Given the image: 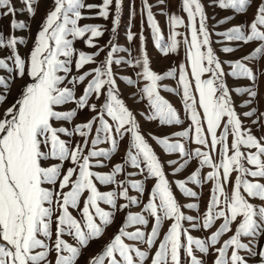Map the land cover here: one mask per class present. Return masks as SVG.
I'll return each mask as SVG.
<instances>
[{
	"label": "snow or ice",
	"instance_id": "6c2138e0",
	"mask_svg": "<svg viewBox=\"0 0 264 264\" xmlns=\"http://www.w3.org/2000/svg\"><path fill=\"white\" fill-rule=\"evenodd\" d=\"M21 3L24 8L17 10L13 0H0V19L12 17L9 35L0 31V50L9 51V55L0 57V71L6 73L0 75V106L7 102L15 82L28 77L15 102L0 118V264H53L49 259L53 251L54 264H77L82 249L102 238L117 212L141 205L140 212H127L118 232L89 264H205L204 257L213 250V264H249L254 257L264 264V247L258 246L259 238L264 237V183L260 182L264 180V136L258 138L241 119V116L256 117L252 123L264 127V111L251 107L258 97V75L246 64L264 59V0L250 23L215 33L222 38L221 43L258 42L250 54L230 62L229 73L224 72V62L212 47L213 33L201 0H181V10L188 19L186 27L190 30V39L183 40L185 62L178 66L179 71L172 67L162 74L150 67L143 31L139 37V56L133 57L129 51L127 59L117 58L116 54L125 49L110 39L104 60L97 63L104 49L93 41L104 35L103 26H80L78 22L107 20L114 3L111 29L114 38L122 0H102L99 5H85L84 0H54V9L41 24L27 57L20 54L18 47L26 45V38L14 33L28 30L29 26L15 17L18 11L25 10L30 17L34 16L38 0ZM141 3L154 46L163 56L177 53L181 42L176 29L185 26L184 19L175 14L168 16L171 32L165 43L152 5L148 0ZM251 3L252 0H213L214 6L232 10L234 14H245ZM159 4H165V0H159ZM85 8L98 11L95 16L86 17L82 14ZM129 15L130 18L135 15L131 8ZM233 18H222L217 24L223 25ZM86 34L88 38L84 39ZM134 38L129 25L127 40L131 43ZM78 39L97 51L86 53L76 49ZM236 50L230 46L220 49L225 54ZM90 64L96 67L84 71ZM113 65L138 70L134 78L118 77ZM260 75H264V70ZM226 76L248 79L251 86L230 89ZM118 78L137 89L134 95L147 102V111L141 115L159 126L184 123L161 91L181 97L188 127L163 137L150 134V138L164 153L178 156L166 162L173 168V174L184 171L193 160L198 162V167L184 180L175 181V187L182 196L198 200L199 193L188 185L202 187L210 182V198L203 213L193 216L182 211V207L198 211L199 204L182 206L178 202L165 172V162L149 143L136 114L121 98ZM166 79L176 80V87L163 84ZM81 86V94L77 96ZM233 92L237 96L247 94L248 99L240 107L249 111L237 112ZM102 97L99 106L92 102L93 98L100 101ZM69 104L74 107L59 110ZM84 110L94 115L71 127L63 126L71 124ZM57 123L61 126H55ZM74 137L80 139L73 143ZM125 140L121 162L109 172L95 171L107 166ZM193 143L198 147L190 148ZM50 160L56 163L45 166ZM65 163L70 166L65 168ZM205 167L210 169L206 174L202 171ZM121 176L123 179H119ZM137 176L142 179H135ZM148 180L154 181L150 190L145 186ZM98 184L115 187L102 192ZM130 190L137 195H130ZM146 191L148 199L143 202L140 197ZM251 199H258L261 206L254 205ZM120 200L125 203H119ZM101 205L108 206V210ZM71 210H76L79 218ZM150 220V231L141 227L128 231L133 226L147 227ZM218 221L221 222L216 227ZM165 222L170 224L161 237ZM185 222L190 229L184 227ZM233 224H236L234 233L220 243L232 231ZM213 228L216 230L212 231ZM190 230L207 231L209 235L196 238ZM65 235L75 243H68ZM242 238H247L248 243L242 242Z\"/></svg>",
	"mask_w": 264,
	"mask_h": 264
},
{
	"label": "rangeland",
	"instance_id": "374dc122",
	"mask_svg": "<svg viewBox=\"0 0 264 264\" xmlns=\"http://www.w3.org/2000/svg\"><path fill=\"white\" fill-rule=\"evenodd\" d=\"M262 2V0H252L251 6L247 9L245 14H234L232 10H222L217 6H214L213 0H201V3L204 5L205 12L208 16V27L209 30L213 33L211 39L213 40L212 47L216 51L217 56L219 59L224 62L223 68L225 73H229L231 71V68L229 66L230 62H234L237 59H241L247 54H250L255 47L258 46V42H252L246 45H239L238 42H227L223 41L222 43L219 41H222L221 37H218L215 35L216 32H223L232 26L235 25H242V24H248L250 23L256 14L257 6ZM85 5L87 4H96L99 5L102 3V0H84ZM148 3L152 5V12L154 14V17L156 21L158 22L159 28L161 30V35L163 37V41L165 43L168 42L169 36H170V26L168 22V16L175 14L185 21V26L178 27L176 31L180 33V35L177 37V39L181 42L178 52L174 54H169L168 56H163L158 51V49L154 46V41L152 39L151 29L148 26L146 16H143L141 13L142 3L141 0H122V9H121V17L120 22L117 27L115 37L113 38L111 29H112V21L115 16V4L113 3L111 9H110V15L107 20L103 18H95V19H81L78 23L80 26L84 25H101L103 26L104 35L99 38L94 39V43L104 50L100 53L99 57H97V63L104 60L107 51L109 48L107 47L108 42L110 39H112V42L117 44L119 47L125 49V51H121L116 54L117 58L124 57L127 59L129 57V51L131 52V55L133 57L139 56V47H140V33L143 31V34L145 36V48L146 52L150 59V67L152 70L156 71L157 73H164L166 70L177 67L182 63L185 62V45L183 43V40L185 37L190 39V30L186 27L188 24L187 14L184 13L181 10V0H165V4L161 5L159 4V0H148ZM13 4L16 7L17 10L24 8V5L21 3V0H13ZM130 8L134 11L135 15L134 17L130 18ZM54 9V0H38V4L36 6V11L34 16H29L28 12L25 10L23 12L18 11L17 16L15 17L18 21H24L28 26V30H18L14 34L16 37H25L26 38V45L18 46L19 52L22 56L27 57L30 50L33 47V43L36 37L37 32L40 29L41 24L43 23L44 19L46 18L47 14ZM98 9H94L92 11L87 10L86 8L82 10V14L84 16H95ZM163 13V14H162ZM232 16L234 17L231 19L230 22L225 23L223 25H218L217 22L221 20L222 18H226ZM12 19L11 16L5 17L0 19V31L4 33L5 36L9 35L10 29H9V23ZM129 25H131V32L135 34V38L131 43L127 40V33L129 30ZM143 25V26H142ZM88 35L84 37V39H87ZM75 48L78 50H82L86 53H93L97 51V48L93 47H86L84 40L78 39L75 44ZM224 46H230L237 48L238 50L234 51L231 54H225L220 51V49ZM9 55L8 50H0V57H4ZM247 66L253 68L254 71H256L258 75V82H257V91H258V97L257 101L254 102L251 107L258 108L259 111H264V75H260V72L264 70V59H260L258 61H248L246 62ZM96 67V64H90L87 65L84 71L89 70L90 68ZM114 71L117 73V76H129V77H135V71L138 69H133L131 67L121 65L116 66L113 65ZM75 72V69H73ZM179 71V70H178ZM0 75H6L5 72L0 71ZM206 78V77H205ZM226 83L230 89H233L235 87H241V86H251V81L248 79H234L231 76L225 77ZM28 82V77L25 76L23 80H17L15 84L12 86L11 94L8 96L7 102L4 103L2 106H0V118L3 116V112L5 109L10 107L17 97L20 94L21 86L26 84ZM117 84L119 87V91L121 93V98L126 102V105L136 114L137 120L142 126L143 132L148 136L149 143L152 145L154 150L156 151L157 155L161 159L162 162H165V172L167 175L168 180L173 185V191L174 194L180 203V205H186L188 203L196 202L199 204V210H192L188 209L186 207H182V211L185 213V215H193L197 216L199 213H203L206 209V205L210 198V190H211V183H206L202 187H197L194 185L189 184L188 187H192L193 190H196L199 193V199L198 200H192L190 198H186L182 196L180 191L175 187V181L177 180H184L190 173L195 170L198 167V162L193 160L191 161L190 165L182 172L173 174V168L167 166L166 162L168 160L178 159V156L176 154H166L163 152V150L150 138V134H154L159 137H163L166 135H171L174 132L183 130L188 127L189 121L185 119V113L183 112L182 108V102L181 97L176 94L168 93L165 91H161V95H163L168 101H170L173 106L179 111L181 118L184 119V123L180 126H159L158 122H150L147 121L144 116L141 115V113H146L147 111V102L146 101H139L138 96H135L134 94L137 92V89L135 87L127 86L125 82L117 79ZM163 84L168 85L169 87H176V80L173 79H166L163 81ZM141 86H143V82L141 83ZM81 89L77 90V96L81 94ZM232 99L234 101V104L236 106V110L238 113H243L246 111H249L250 109L247 107H240L241 103L248 99L247 94L237 96L234 92L232 93ZM92 102H96L99 106L100 103L103 102V97L100 101H95L93 98ZM74 107V105L69 104L67 105V108L61 107L59 110H67ZM94 113L89 112L87 110L82 111L78 118L74 120L71 124L65 123L63 126L65 127H71L74 123H80L83 121H86L89 119ZM241 119L245 126L250 127L252 132L259 138L261 136H264V127H261L259 124H253L252 121L256 119V117H252L251 119L244 118L241 116ZM55 126H61L59 123H57ZM64 139H68L67 137H63ZM80 138L74 137L72 138V142L75 143ZM126 144L127 141H123L120 144L118 153L115 154L111 161L108 162L107 166L101 167V168H95V171L100 172H109L112 168V166L118 162H121L122 157L125 155L126 151ZM108 145H100V147H107ZM190 148L198 147V145L189 144ZM56 163V161H48L45 166ZM70 165L65 163L64 167L67 168ZM247 166V165H246ZM251 167V166H248ZM129 171H134V169H128ZM203 173L206 174L210 169L205 167L203 170ZM235 173L232 174V179L235 178ZM135 179H142V177H134ZM119 179H123V176L119 177ZM249 179H252L249 177ZM260 182L264 183V180H261ZM154 181L148 180L145 182V186L147 190H150L152 187ZM114 185H99L98 188L100 191H110L112 188H114ZM232 188V185L229 184L227 186V190L230 192ZM130 195H137L135 191L130 190ZM140 199L143 202H147L148 199V191L145 192L144 196L140 197ZM254 205L261 206V202L258 199H251V201ZM119 203H125V201L120 200ZM82 206V205H81ZM106 210H108V206L101 205ZM141 206H132L130 209H126L124 211H119L115 215L114 222L106 229L104 235L100 239H95L89 243L87 247H84L82 249L81 255L78 259L77 264H89V261L91 258L99 255L104 250V247L110 242V240L113 238V236L118 232L120 226L122 225L125 216L128 211H131L133 213H138L141 211ZM72 214L74 216H77L79 218V213L76 210H71ZM221 221H218L216 224V227H219V223ZM170 222H165V224L162 226V232L161 237L163 236L164 232L167 231V228L169 227ZM152 226V221L150 220V223L147 227L143 226H133L128 229V231H135L136 227H141L142 230L148 232L150 231ZM185 228L190 229V225L185 222L184 223ZM236 224L232 225V231L229 233H226L220 243H223L224 240H227L235 231ZM55 230V224H53V231ZM216 228H213L212 231H215ZM190 234L196 238H205L209 235V232L202 231V230H190ZM55 237L53 236V239ZM68 243H75L73 239L70 236L65 235L63 237ZM129 243H133L131 241H126ZM242 242L248 243L247 238H242ZM258 246L264 247V237H260L258 240ZM143 247H146L143 246ZM219 247V245H217ZM155 248L152 249V252L154 253ZM241 255H246L244 252H241ZM55 252H51L49 259L51 261H55ZM205 264H213V260L215 259V252L214 250L211 252V254L204 257ZM249 264H259V257H254L249 260Z\"/></svg>",
	"mask_w": 264,
	"mask_h": 264
}]
</instances>
